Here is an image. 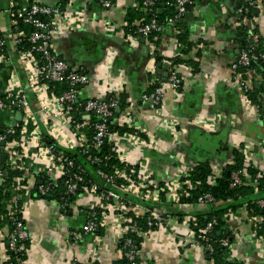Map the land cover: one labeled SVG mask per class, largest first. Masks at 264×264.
I'll use <instances>...</instances> for the list:
<instances>
[{
    "label": "crops",
    "instance_id": "1",
    "mask_svg": "<svg viewBox=\"0 0 264 264\" xmlns=\"http://www.w3.org/2000/svg\"><path fill=\"white\" fill-rule=\"evenodd\" d=\"M35 1L59 5L66 12L80 16L73 28L58 36L56 50L72 66H84L90 72L91 82L83 88L81 97L116 90L122 98L120 115L129 114L134 128L144 130L153 142L152 147L122 141L124 160L140 172L150 173L152 190L174 178H182L183 173L202 163L212 167L209 178L212 183L234 163L237 150L245 159L243 171L247 183L254 184L264 172V73L258 68L248 72L253 91L256 90L258 102H254L240 90L231 70L243 50L244 26L251 27L238 12L241 0H199L190 8L186 17L192 46L183 54H179L175 32L170 26L158 36V42L154 40L156 49L147 38H140L133 45L122 39L127 13L137 9L134 0H112L110 8L98 0ZM7 4L8 0H0V26L6 36L10 33L9 16L3 12ZM256 9L252 29L264 48V0H260ZM157 53L162 57L160 61L154 59ZM179 57L183 60L174 62ZM190 60L198 63L197 70ZM173 71L183 79L179 90L167 88L161 106L152 99L142 100L143 93L149 92L153 84L157 86L155 79L167 77ZM15 73L32 106L37 108L22 73L19 54L10 41L5 60L0 59V97L6 95ZM18 111L15 108L0 111V126L15 131L23 126L33 128L32 120L25 125L23 118L17 119ZM10 140L1 146L6 155L14 150ZM30 148L23 161L24 186L17 188L16 179L11 188L3 189L4 181L0 182L3 208L0 264H7L9 259L7 238L16 217L14 201L18 196L31 235L27 250L29 264H72L75 259L81 264H121L119 240L124 231L114 211L110 208L103 211L97 232L75 236V231H82L90 210L94 206L102 208V201L87 189H81L76 199L64 207L60 200L65 191L63 182L41 171V159L33 154V145ZM250 167L259 174H249ZM49 178L55 180L57 193L39 196L38 184ZM136 202L151 205L165 214L164 226L151 230L141 241V264H215L202 246L193 243L194 232L186 221L209 212V204H170L165 196L160 200L136 199ZM225 216V232L234 235L229 258L244 264H264V238L257 236V219L245 206Z\"/></svg>",
    "mask_w": 264,
    "mask_h": 264
},
{
    "label": "built area",
    "instance_id": "2",
    "mask_svg": "<svg viewBox=\"0 0 264 264\" xmlns=\"http://www.w3.org/2000/svg\"><path fill=\"white\" fill-rule=\"evenodd\" d=\"M104 7L110 8L112 0H98ZM136 7L144 14H152L156 8L157 0H134ZM199 0H169L168 4L174 6V13L169 17V24L173 26L176 36V44L179 54L187 49L188 45L179 41L177 35L182 29L175 24L182 21L187 16L190 9ZM238 12L242 16L244 23L250 24L248 39L258 42L252 26L256 15L247 17L246 13L253 7L258 8L260 0H241ZM1 12V9H0ZM3 12L9 16L10 33L6 36L0 26V59L5 60L7 56L8 42H12L19 54L21 69L27 78L29 91L35 97L38 107H33L31 101L22 87L20 77L13 74L7 93L0 97V111L15 108L21 111L25 125L32 120L33 128L26 129L23 126L20 133L12 141L14 150L7 155L6 162L13 169H26L24 158L30 154V145H33V154L42 162L43 172L55 179L62 180L65 186V193L69 196L78 195L81 189H87L92 195H96L102 201V208L94 206L88 215L86 222L82 226V231H75L74 235L79 237L82 233L97 232L102 223V213L109 208L114 211L118 220L122 224L126 236L124 251L122 256L128 259L127 264H136L139 258L138 245H136L130 233L145 236L153 229L161 228L165 224V214L155 209L151 205H143L136 202L141 200H160L165 193L168 203H181V198L191 195V189L196 183L191 178V170L182 174L181 177L174 178L151 189L150 173L140 172L138 167L130 166L122 156L125 139L135 145L144 144L152 146L146 132L139 128H134L129 114L121 116V111L116 116V107L121 106L122 98L116 90H105L96 96L88 98L81 97V92L91 82V75L84 66H72L69 61L62 58L56 50V41L60 34L73 28L80 16L66 12L59 5L38 3L35 0H8V4ZM31 27V30L23 28L22 25ZM168 24V25H169ZM128 23L125 24L124 37L126 43L133 45L140 38L150 39L153 49H156L154 40L162 34L167 25L161 23L155 15L149 20L144 17L135 25L134 30L126 31ZM10 40V41H9ZM256 44H252L242 50L238 58L232 63L231 70L234 81L244 93L246 98H250L253 91V82L249 78V70L240 71L242 65L249 66L253 60L259 59L264 64V48L261 53H254ZM190 49V48H189ZM112 51V50H110ZM109 51V52H110ZM156 54V52H155ZM156 60V55H154ZM152 60L153 63H156ZM155 64L150 67L151 73L155 70ZM182 77L175 71L169 76L157 78V87L153 92H145L142 100L152 99L157 106H161L167 88L179 90L182 85ZM66 84L67 88L58 91V85ZM249 101V100H248ZM251 102V100H250ZM264 118V112H263ZM116 122L119 126H128L132 130L121 133L111 131L110 123ZM13 128H3L0 126V145L8 141L9 136L15 134ZM48 140H51L50 142ZM108 143L111 155L100 156L102 146ZM153 147V146H152ZM80 149L92 164L98 165L96 174L101 181H91L87 179L86 169L78 165L74 158L67 154V150ZM2 150L0 148V165L2 161ZM115 158L123 167L115 165L109 172L101 165L106 160ZM241 174L243 169H239L233 174V185L242 182ZM219 174L218 177H221ZM217 177V178H218ZM23 177H18L17 188H22ZM0 179L4 177L0 175ZM198 183V182H197ZM212 182V184H214ZM258 181L254 184H257ZM39 196L45 197L55 192L56 183L52 178L38 184ZM152 193H155L153 196ZM18 196L15 201L16 217L13 221V229L7 238L8 262L12 258L10 250L16 253L15 259L10 264H29L27 258L28 246L25 241L31 240V235L24 217V209L19 202ZM197 202L218 206L225 201L217 200L210 192L200 195ZM71 202H64L63 206L70 205ZM260 205L264 206V199L260 200ZM256 222V233L261 239L264 235L258 234L259 224L262 217L252 215ZM136 217H145L148 230L142 227L135 220ZM190 224L196 219L186 218ZM216 219L210 221L200 233H197L191 226L193 233V243L202 246L206 252L214 250L210 243L209 232L212 230ZM120 241V240H119ZM222 244L228 247L226 258H229L231 242L229 238L222 239ZM72 264H81L76 261Z\"/></svg>",
    "mask_w": 264,
    "mask_h": 264
},
{
    "label": "trees",
    "instance_id": "3",
    "mask_svg": "<svg viewBox=\"0 0 264 264\" xmlns=\"http://www.w3.org/2000/svg\"><path fill=\"white\" fill-rule=\"evenodd\" d=\"M169 0H157L156 8L152 14L145 15L143 11L140 9H130L127 13V21L128 25L126 27V31L134 30L135 25L137 22L142 19L143 17L146 20H149L152 15H155L156 18L161 22L164 23L167 26L173 27L169 24L168 20L169 17L174 13V6H171L168 4ZM257 15V9L251 8L247 13V17H253ZM169 24V25H168ZM177 27L181 28L182 31L180 34L177 35L178 40L187 44L188 47L185 51H188V49L192 46V42L189 39V28H188V20L185 16V19L182 21H178L175 24ZM23 28H26L27 30H31V27L22 25ZM249 35V27L244 26V30L242 33V43H243V49L250 47L252 44H256V47L254 49V53H261L263 51V48L261 47V39H258V42L253 43L252 39H248ZM156 42H158L156 40ZM157 60L160 61L162 59L161 56L157 53ZM174 62L182 61L183 59L174 58ZM189 61V60H184ZM191 61V60H190ZM191 64L194 66V68L197 70L199 68L197 62H192ZM262 62L257 59L253 60L249 66L242 65L239 67L240 71H247L252 68H258L259 70H262L264 73V68L262 66ZM157 86L152 85L151 90L149 92H153ZM67 88L66 84L58 85V91H61L62 89ZM250 97L254 102L257 101L256 96V90L252 91L250 93ZM110 130L111 131H119L121 133H124L126 131L132 130L131 127L128 126H119L116 124V122L112 121L110 123ZM20 131H17L15 134H12V136H9L10 139H13L14 137H17L19 135ZM1 148V145H0ZM67 154L74 158L76 163L78 165L83 166L86 169V176L88 181H98L99 177L96 174V170L98 169V165L92 164L90 160L87 159L85 155L82 154L81 150L79 149H72L67 150ZM107 155H111L110 146L108 143H105L102 146V151L100 152V156L103 158ZM245 159L241 152L238 150L235 152V161L232 164H229L224 171L222 172L221 177L216 178V181L214 184L210 183L209 178L212 174V167L210 164L202 163L195 168L191 170V178L196 183V186L191 189V195L185 198H181V202H197V199L200 195L204 194L205 192H210L217 200H223L225 203L218 205V206H210V211L205 214H198L196 215V221L191 222V226L193 229L200 233L201 229L204 228L210 221L216 219V223L214 224L212 230L209 232L210 237V243L213 245L214 250L207 252L210 256V259L213 260L215 264H244L242 262L233 260L230 261L226 258V252L228 250L227 246H224L222 244V239L229 238L230 242L233 241L234 235L231 232L226 233L225 232V224L226 219L229 212L231 210H236L242 206H245L249 213L251 215H259L262 217V221L259 224L258 228V234L264 235V206L260 205V200L264 199V172L260 173V176H258L257 184H251L247 183L245 174H241V180L242 182L236 183L233 185V174L239 169L244 168ZM3 164V163H2ZM2 164L0 165V175L4 177V182L1 185V188H11L12 185L16 183V179L18 177H22L24 175L23 169H13L11 166L5 162L4 168H2ZM118 165L123 167L121 163L115 158V156H112L111 159L106 160L104 163H102V167L105 168L107 171L111 172L113 166ZM248 173L251 175L259 174L258 171L255 168H248ZM63 182L62 180H60ZM101 182V181H100ZM198 182V183H197ZM64 184V183H63ZM57 193V188L55 189L54 194ZM53 194V193H52ZM165 193L162 194V196ZM78 195L69 197L65 191L62 197L60 198L61 202H70L74 199H76ZM19 202H21L19 200ZM21 205V203H20ZM3 211V208L0 206V215ZM135 220L144 230H148L149 226L147 225V221L145 217H136ZM13 229V224L12 228ZM127 236H132L136 245H138V248L141 247V241L143 239V236L136 235L135 233H130ZM126 236L122 237L119 241V247L124 251V243H125ZM29 241H25L26 246L29 245ZM12 258L15 259L16 253L14 251H9ZM10 259L7 264H10L14 260ZM121 264H127L128 259L126 256H122L120 259ZM136 264H141L140 259L138 258L136 260Z\"/></svg>",
    "mask_w": 264,
    "mask_h": 264
},
{
    "label": "water",
    "instance_id": "4",
    "mask_svg": "<svg viewBox=\"0 0 264 264\" xmlns=\"http://www.w3.org/2000/svg\"><path fill=\"white\" fill-rule=\"evenodd\" d=\"M191 8V5H187V9H190ZM189 13V12H188ZM191 14V13H190ZM123 39V38H122ZM263 66H264V64H263ZM115 111H116V116L119 114V112H120V106H118V107H116V109H115ZM17 119L18 120H21L22 119V113H21V111H18V113H17ZM49 142L51 141V140H48ZM5 145V142H3L2 144H1V146L3 147ZM6 160H7V155L6 154H2V161H3V164H2V168H4V163L6 162ZM0 182H2V179H0Z\"/></svg>",
    "mask_w": 264,
    "mask_h": 264
}]
</instances>
